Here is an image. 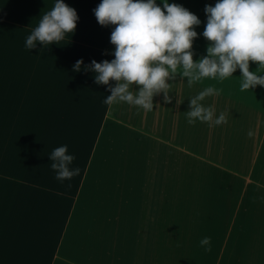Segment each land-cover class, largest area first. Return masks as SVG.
I'll return each instance as SVG.
<instances>
[{"label":"rangeland","instance_id":"obj_1","mask_svg":"<svg viewBox=\"0 0 264 264\" xmlns=\"http://www.w3.org/2000/svg\"><path fill=\"white\" fill-rule=\"evenodd\" d=\"M101 2L70 0L78 13L77 28L67 43L56 47L51 73L48 63H41L38 133L32 137V127L30 133L26 128L24 183L18 190L9 191L8 223L0 234H58L60 230V234H69L57 240V264H75L72 257L83 259L85 264L88 257L100 264H264V86L241 91L240 69L223 81L205 78L191 87L187 78L177 75L169 80L171 103L160 93L154 97L151 111L120 102L102 114L107 106L104 100L111 92L109 85L96 83L90 65L93 60L115 58V45L110 40L115 26L99 24L94 9ZM168 2L181 4L199 17L194 59L207 55L210 42L203 32L210 1ZM157 4L163 7V0ZM79 60L83 65L76 71L74 65ZM250 70L264 75L256 62L250 64ZM208 86L219 89V95L206 97L202 103L214 106L216 117L224 112L227 127L219 124L213 128L196 120L194 134H212L215 129L218 137L226 139L228 152L247 156L244 162H248L250 174L249 189L243 192L244 205L218 207L214 213L239 215L243 220L219 223L217 231L222 234H132V224L120 221L135 213V209L130 210L132 162L137 169L133 181L138 182L145 152L154 156L160 150L162 128H169L171 135L175 124L185 126L190 98ZM133 87L139 89L138 85ZM97 120L100 128L94 126ZM249 131L254 133L252 137ZM86 134L101 138L96 144V165L83 184L79 175L58 180L50 154L67 145L68 153L75 157L70 167L75 169ZM234 138L237 142L231 143ZM194 210L201 213L199 208ZM204 237H211L210 251L200 244ZM91 247L104 253L87 256L86 249Z\"/></svg>","mask_w":264,"mask_h":264},{"label":"crops","instance_id":"obj_2","mask_svg":"<svg viewBox=\"0 0 264 264\" xmlns=\"http://www.w3.org/2000/svg\"><path fill=\"white\" fill-rule=\"evenodd\" d=\"M209 1L212 6L218 2ZM64 2L70 6V0ZM54 3L55 0H0L1 231L8 223L9 191L18 190L24 183L26 128L30 133L32 127V137L38 133L41 63H48L51 73L56 47L71 38L68 33L59 44L44 46L36 42L33 49L25 46L27 37ZM208 106L212 105L209 103ZM165 107L169 112V104ZM101 111L102 114L108 113L110 105ZM167 121L169 124V119ZM208 125L218 126L214 123ZM94 126L100 128V122L97 120ZM220 126L226 128L227 123ZM174 127L171 135L169 128H162L160 150L152 151L154 156L145 152L138 182L133 181V173L136 171L137 174V169L132 162L130 210L133 212L135 209V213L126 218L123 216L120 221L132 224V234H222L217 231L219 223L243 220L239 215L214 212L218 207L244 205L243 192L249 189L250 184L248 162H244L247 156L228 152L226 139L218 137L215 129L212 134L198 133L196 136L194 123H185V126L178 123ZM83 141L86 145L80 164L75 167L80 170L81 184L87 179L90 168L96 165V144L101 138L98 134H86ZM233 142H237L236 138ZM72 194L74 190L70 191V202ZM195 207L201 209V213H195ZM60 233L61 230L58 234H0V264H57V240L69 235ZM103 253L101 249H86L87 256ZM70 260L75 264H85L77 257ZM85 262L100 264L90 257Z\"/></svg>","mask_w":264,"mask_h":264},{"label":"clouds","instance_id":"obj_3","mask_svg":"<svg viewBox=\"0 0 264 264\" xmlns=\"http://www.w3.org/2000/svg\"><path fill=\"white\" fill-rule=\"evenodd\" d=\"M205 11L208 18L203 36L210 43L207 55L197 60L193 44L201 20L183 5L168 0H163V7L157 0H102L94 13L99 24L115 26L110 37L115 58L93 60L90 67L97 84L109 85L111 94L104 103L124 102L151 111L157 94L163 93L165 102L171 103L169 80L177 75L187 78L191 87L205 78L223 81L240 69L241 91L264 86V75L250 70L252 62L264 69V0H218L215 6L207 5ZM78 19L75 8L64 0H55L54 7L27 37L25 46L33 49L36 42L44 46L59 44L66 34L75 32ZM82 65L83 60L77 61L75 70ZM113 81L114 86L110 83ZM219 91L208 86L190 98L189 124L196 120L227 123L224 112L215 117V107L202 103L206 97L219 95ZM248 135L254 133L249 131ZM50 156L58 180H70L79 174V168L70 167L75 157L68 153L67 145L57 147ZM210 242L211 237H204L200 244L210 251Z\"/></svg>","mask_w":264,"mask_h":264}]
</instances>
